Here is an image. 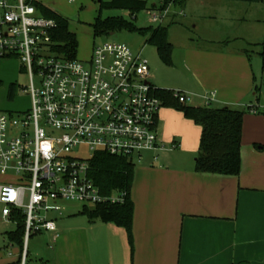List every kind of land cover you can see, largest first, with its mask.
I'll return each instance as SVG.
<instances>
[{
  "label": "built area",
  "instance_id": "built-area-1",
  "mask_svg": "<svg viewBox=\"0 0 264 264\" xmlns=\"http://www.w3.org/2000/svg\"><path fill=\"white\" fill-rule=\"evenodd\" d=\"M32 1L0 0V60L20 61L31 99L27 111L0 110V174H14L0 182V217L16 225L21 216L24 226L17 261L6 264H27L29 239L57 231L51 214L62 215L61 201L83 207L122 201L123 193L101 194L89 176L91 158L73 155L76 147L132 162L160 148L156 129L162 102L150 83L147 59L122 42L94 45L85 62L57 55L50 34L56 23L39 14ZM146 13L150 23L162 24L170 6ZM173 94L190 103L188 94ZM214 97V91L202 96L206 105ZM249 110L258 112L253 106Z\"/></svg>",
  "mask_w": 264,
  "mask_h": 264
},
{
  "label": "crops",
  "instance_id": "crops-1",
  "mask_svg": "<svg viewBox=\"0 0 264 264\" xmlns=\"http://www.w3.org/2000/svg\"><path fill=\"white\" fill-rule=\"evenodd\" d=\"M162 1L149 6L160 7ZM178 10L169 14L168 22L181 14ZM247 57L244 50L210 48L202 60L184 59L181 66L187 76L180 90L190 96L191 105L208 89L214 90L218 106L237 105L254 86ZM262 151L261 146L252 150L253 161L241 162L237 176L198 172L195 159L143 166L134 173L131 187L132 249L124 228L90 221L85 215V219L57 226L55 233L34 235L46 234L39 260L43 264H264ZM152 160H156L155 153ZM56 216L51 214L55 221ZM0 221L6 228L5 232L0 228L1 244L12 230L7 231L9 223L1 217ZM241 243L245 254L239 255ZM15 246L20 249L9 239L5 248Z\"/></svg>",
  "mask_w": 264,
  "mask_h": 264
},
{
  "label": "rangeland",
  "instance_id": "rangeland-1",
  "mask_svg": "<svg viewBox=\"0 0 264 264\" xmlns=\"http://www.w3.org/2000/svg\"><path fill=\"white\" fill-rule=\"evenodd\" d=\"M52 11L64 16L68 21L69 30L74 33L76 46L74 57L80 61H87L91 55L94 45L107 42H122L127 44L135 53H141L147 59L152 75V83L155 87L166 90L179 91L181 82L185 80L187 73L183 71L184 59L205 58L210 48L244 50L248 54V70L255 76L254 86L251 92L242 98L237 105L226 106L232 110L243 112L242 136H241V162L250 163L253 161L251 151L263 147L264 152V72H262L261 58L259 56L260 42L264 34V0L243 2L241 0H185L182 7L174 6L171 2H164L170 6V15L182 13L169 20L166 18L162 25L168 27L167 38L173 46L171 64L161 61L154 46L147 43V34L131 31L128 29L116 30L108 35L94 36L91 23L100 14L102 18L120 17L132 22L137 27H156L158 24L150 23L146 10L133 13L128 8L103 7L99 10L100 3L105 4L113 0H36ZM148 5L155 0H143ZM135 16V18L133 17ZM263 19V21H262ZM180 72H177L180 70ZM181 80V81H180ZM29 76L27 70L22 69L17 59L0 60V110L6 112H24L30 109V95L24 89L29 87ZM35 83L38 79L35 77ZM14 85L13 96L9 98L10 85ZM182 91V90H180ZM204 91V90H203ZM210 93L214 90L208 89ZM194 93V92H193ZM215 97L210 101L211 107H221L215 102ZM194 106L206 105L205 100L197 98ZM186 104H190L187 102ZM191 105V104H190ZM257 107L258 112L252 113L249 107ZM165 113V115L163 114ZM157 134L159 136L160 148L156 152L146 151L142 153L140 160L135 158L134 173L141 170L143 166L156 165L160 161L172 160H194L199 145L200 128L192 120L186 118L180 111L171 106L161 105L157 112ZM178 116V117H177ZM156 160H152L153 154ZM73 155L85 160L92 157L91 150L85 145L76 147ZM158 161V162H157ZM150 167V166H148ZM137 175V174H136ZM14 177L12 171L0 174V182ZM63 206L62 215L56 216V225L64 226L71 220L77 218L85 219V214L79 215L83 203L78 201H61ZM92 209V204L86 205ZM3 226V227H1ZM0 228L4 232L6 228L0 221ZM14 223H9L8 230L14 231ZM0 244V264L8 261L15 262L20 249L16 246H6L9 237ZM46 234L32 236L27 245V264H43L39 260V252L43 249ZM238 248L239 255L242 247ZM246 249L251 247L244 246ZM10 252V254H9ZM231 264V263H230ZM241 264V263H236ZM244 264V263H243ZM254 264V263H248Z\"/></svg>",
  "mask_w": 264,
  "mask_h": 264
},
{
  "label": "trees",
  "instance_id": "trees-1",
  "mask_svg": "<svg viewBox=\"0 0 264 264\" xmlns=\"http://www.w3.org/2000/svg\"><path fill=\"white\" fill-rule=\"evenodd\" d=\"M245 2L262 0H243ZM172 5L182 7L185 0H164ZM162 2L161 6L164 5ZM32 4L43 17L55 21L56 27L50 31L52 37V50L57 55L66 59H74L76 46L75 35L68 28L67 19L61 14L50 10L42 3L33 0ZM103 7L128 8L133 13L155 6H149L143 0H113L100 3L99 10ZM135 18V16H133ZM93 35H108L121 29L138 31L147 34V43L154 46L161 61L171 64L173 46L168 41V27L158 24L156 27H137L132 22L120 17L102 18L99 14L90 24ZM262 72H264V34L260 42ZM247 52V51H246ZM14 85L9 88V98L13 96ZM156 96L162 105L171 106L180 111L186 118L192 120L201 128L199 146L195 157V169L198 172H207L223 175L237 176L241 170V136L243 112L232 110L228 107H211L210 105L194 106L182 103L174 96V90L155 88ZM249 109V108H248ZM89 176L99 187L102 195L110 196L113 193H123L121 202H102L93 205L92 209L84 207L81 213L90 221L101 220L113 222L125 229L128 243L132 249V218L134 205L131 198V187L134 178V163L127 158L113 156L102 151H96L90 159ZM14 231L7 233L9 239L22 245L24 226L22 217L19 216Z\"/></svg>",
  "mask_w": 264,
  "mask_h": 264
}]
</instances>
